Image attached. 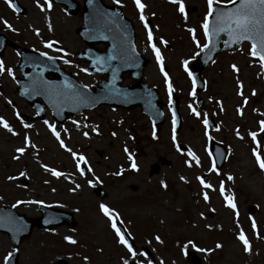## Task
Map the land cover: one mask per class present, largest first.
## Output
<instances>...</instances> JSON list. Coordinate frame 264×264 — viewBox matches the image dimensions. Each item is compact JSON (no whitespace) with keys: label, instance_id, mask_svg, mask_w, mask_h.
I'll return each instance as SVG.
<instances>
[{"label":"rangeland","instance_id":"1","mask_svg":"<svg viewBox=\"0 0 264 264\" xmlns=\"http://www.w3.org/2000/svg\"><path fill=\"white\" fill-rule=\"evenodd\" d=\"M15 1L22 14L0 0V21H6L13 29L0 23L1 31L24 48L67 59L70 62L65 67L67 72L83 85H94L97 77L81 71L84 65L73 56L84 48L75 34L81 19L70 17L57 5L51 4L49 9L44 0ZM77 1L82 5L81 0ZM103 1L108 6H121L132 21L138 51L150 61L144 82L160 91L166 121L155 135L137 109L127 112L103 107L69 119L59 131L55 130L49 113L47 124L35 122L27 124L28 128L23 123L17 124L19 131L13 130L15 136L0 127V206L18 205L17 212L30 218L38 214V204L54 206L72 213L76 223L72 230L62 227L45 238L34 231L19 248V264H31L30 259L36 257H57L53 253L62 246L69 253L87 258L89 264H124L125 260L149 263L141 255L142 246L150 250L154 264H191L185 259L186 253L200 264H264V171L253 156L255 151L264 162L260 130L264 122V69L260 62L250 55L248 45L219 54L202 74L206 90L200 94L204 102L198 108L199 95L193 92L182 62L188 60L191 64L200 51L193 44V34L188 28L194 29L200 44L204 43L201 25L207 13L206 0H181L185 6L183 15L177 10L179 5L168 0H141L146 6L143 15L152 24L153 44L161 53L162 66L180 100L183 122L175 144L186 150L176 151L164 77L148 47L140 13L133 0ZM188 8L192 11L186 14ZM161 39L166 44H161ZM45 43L59 45L65 52L52 53L51 47H44ZM0 62L5 69L11 68L13 74L18 73V57L11 49H6ZM233 65L238 71L232 70ZM0 84L6 88L0 91V118L8 124L19 111L32 114L30 107L17 99L7 71L0 74ZM190 92L194 95L190 96ZM190 104L199 116L193 115ZM207 114L215 121L214 129L204 126ZM50 128L59 133L60 141L70 151L60 147ZM250 133H255V138ZM26 135L30 146L21 155L16 149L24 147ZM209 140L221 143L226 150L219 169L211 161ZM73 154L77 159H73ZM14 156L18 159L14 160ZM80 156L84 161H78ZM78 162L86 171L85 177L77 171ZM41 164L62 175L53 177ZM155 164L158 170L153 172ZM21 172L25 175L20 176ZM201 177H205L204 183L209 188L201 185ZM162 181L166 187H161ZM95 186L105 191L103 198L96 196ZM205 194L209 197L207 202ZM226 198L236 205V213L226 207ZM29 200L40 203L17 204ZM101 204L110 209L113 219L127 226L138 247L134 256L111 233L109 225L113 219L100 211ZM240 233L250 244L248 254L237 239ZM65 237L75 240L77 245L66 246ZM217 244L222 247L217 249ZM10 251L8 238L0 233V264L3 255Z\"/></svg>","mask_w":264,"mask_h":264},{"label":"water","instance_id":"2","mask_svg":"<svg viewBox=\"0 0 264 264\" xmlns=\"http://www.w3.org/2000/svg\"><path fill=\"white\" fill-rule=\"evenodd\" d=\"M51 2L62 5L71 15H75L79 11V5L74 0H51ZM83 5L81 13L83 24L77 30V34L85 43L86 50L78 53L77 57L88 63L89 73L106 74L107 79L99 82L98 86L91 91L81 86L73 76L62 72L59 66L60 63H63L62 60L49 59L47 56L12 45L19 53L18 68L23 76L22 80H17L18 95L36 110L38 113L36 119L43 120L44 110L48 108L59 126L68 116H76L83 111L106 105L123 109L140 107L142 112L150 117L154 129L158 130L159 125L163 123L161 108L155 106V102L158 101L156 90L147 89L141 83L142 71L147 61L136 51L131 22L124 17L119 7L105 6L101 0H93L91 5L88 0H83ZM237 5L238 0L236 4H229L226 7L214 6V13L209 18V30L211 31L213 23L216 21V11H229ZM147 24L150 28V24ZM210 39V47L204 52H200L190 70L198 87L202 86L201 73L215 59L217 54L236 48L246 42L250 44L248 41L231 43L225 33ZM98 44L105 45V50L102 52L97 50L95 45ZM124 74H127V78L135 81V83L122 87L121 84L126 79ZM50 76L51 78H49ZM38 99L42 103H39ZM171 109L176 118L174 131L178 132L181 119L177 112L176 99L172 100ZM211 147L219 166L224 151L216 143H211ZM156 169L157 166L153 167V170ZM5 210L0 209V211ZM39 210L43 214L38 220H28L24 216L0 212V231L6 232L12 240L19 238L21 241L22 238L28 237L34 225L40 230H50L55 225L52 222H41L42 218L46 221L55 218H66L67 220L70 218L63 211L44 209L43 207H39ZM9 218L14 223H10ZM60 222H62L61 219ZM70 224L72 225V222ZM188 260L194 262V258L191 256L188 257Z\"/></svg>","mask_w":264,"mask_h":264},{"label":"snow or ice","instance_id":"3","mask_svg":"<svg viewBox=\"0 0 264 264\" xmlns=\"http://www.w3.org/2000/svg\"><path fill=\"white\" fill-rule=\"evenodd\" d=\"M119 0H113V3H118ZM5 3L8 5V7L10 9H12V11H16V6L10 2V0H5ZM88 3L91 5L93 3V0H88ZM133 3L138 11V13H140L139 15V20L140 22L144 25L145 30L147 32V40H148V47L151 48L152 53L155 56V60H156V64L158 66H160V72L164 77V83L166 86V89L168 91L169 94V104L171 105L172 100H171V94H172V86L169 83V77L167 75V73L165 72L163 66H162V56L160 51L158 50V48L153 44V34L151 31H148V24L145 23V16L143 15V10L146 7L141 0H133ZM168 3L170 4H178V11L181 13V15L184 14L185 11V6L184 4L181 2V0H168ZM227 3H231V4H236L237 0H227ZM44 4L48 6V8H51V4L49 3V0H44ZM206 4H207V13L204 16V22L201 25V28L204 31V39H205V43L203 44V46H201V44L196 40L195 35H194V29L192 28H188L187 31L190 34H193V44L196 45L197 48L200 49V52H204L205 49H208L210 47V43H211V37H218L221 33H225L227 34L229 41L231 43H239L240 41H248L250 42V49H249V53L252 57L258 58L261 64V68L264 69V0H238V5L236 7L231 8V10L229 11H216L215 15H216V21L213 23V26L211 28V31L209 30V18L210 16L213 15L214 13V6L217 5H221V6H225L223 5V0H206ZM37 7L40 8V5L37 4ZM41 11H43L44 9L41 8ZM0 23H3L5 28H8L9 30H13L11 28V26L6 22V21H0ZM37 34L38 31H37ZM161 44H166V41H164L163 39L160 40ZM227 43V42H226ZM44 47L48 48L51 47L50 43H45ZM212 47H214V45H212ZM40 55H45V53H40ZM198 55V54H197ZM49 59H51V57H49ZM109 59H111V57H109ZM65 63H67V61H65ZM98 63V61H97ZM189 61L188 60H184L182 62V66L183 69L185 71V73H187L189 80L192 81V86L193 89H195L196 86V81L193 79L192 73L191 71H189V67H188ZM232 70L234 72L238 71V69L236 68L235 65L232 66ZM5 71H7L8 76H12V69L8 68L5 69L4 65L2 62H0V74H3ZM81 71H85L84 69H81ZM237 87L239 88L240 86L237 85ZM117 92L119 91L118 89L116 90ZM189 95H194L193 92H190ZM189 108L192 110L193 115L199 116V114L193 109L192 105H189ZM169 111H171V108H169ZM237 112L239 114V109H237ZM175 115H173V127H175ZM45 123L47 124V121H45ZM205 127H207V119H205L203 121ZM0 127H3L5 130H7L8 132H10L13 136L16 135V133L13 131V129L2 119L0 118ZM25 128L30 127V125L24 124ZM261 128L264 129V122H261ZM50 131H52V129H49ZM52 135L54 137H56V139L58 141H60V136L59 133L56 131H52ZM86 135V134H85ZM205 135H207V133H205ZM250 135L255 138V133H250ZM153 138L155 139V135L153 136ZM175 136H173V143L175 144ZM29 137L26 135L24 137V147L21 148H17L16 152L19 154H24L25 152V148L29 147ZM31 147H35L34 145H31ZM60 147L62 149H64L65 151H70L65 144L60 141ZM177 151H179V149H177ZM189 156H191V152L188 153ZM253 156L256 158V162L258 164V166L260 167V169L262 171H264V162L261 161V157L259 155H257V153L254 151L253 152ZM13 159H18L17 156H14ZM73 159H77V157L75 156V154H73ZM129 159L131 160V157H129ZM78 161H84V157L80 156L78 158ZM41 167L44 168L46 171L50 172L51 175L53 177L59 178L62 173H60L59 171L53 170L48 168L46 165L41 164ZM80 170V164L79 162L77 163V171ZM132 170L135 171L136 170V165L133 164L132 165ZM89 171H91V169H89ZM213 171H215V169H213ZM120 173H117V175H119ZM25 173L21 172L20 176H24ZM81 175L83 176L84 173L81 172ZM9 179H14V177H9ZM199 179V178H198ZM229 179H232V177H229ZM98 182V181H97ZM201 185L204 188H209L210 185L204 183L203 180L200 181ZM78 187V186H77ZM161 187H166V185L164 184V182H161ZM223 194V193H222ZM209 199V197L205 194L204 195V200L205 202H207ZM227 199V203H226V207H228L229 209L232 210L233 213H236L237 209H236V205L231 201L230 198H226ZM19 203H28V204H32V203H40L38 201H17V204ZM13 207H16V205H13ZM100 211L106 216L108 217L109 220L113 219V214L110 213V209L107 208L104 204H101L100 206ZM117 219H119V217H117ZM9 222L10 223H14V221L11 220V218H9ZM45 223H48V221H45ZM253 227V231H256V225L255 223H253L252 225ZM112 228L113 231L116 233V236L119 238L118 239V243L121 244L124 248L127 249V251L132 254L133 256L135 255V253L133 252L132 247L129 246V244L127 243V241L125 240V238L121 235V232L116 228L115 223L112 224ZM157 242H160L159 237H156ZM237 239L242 243L243 245V251L245 254L250 253L251 251V247L250 244L248 242V240L246 239L245 235L243 233H240L237 236ZM65 240L67 243L69 244H76V241L69 238V237H65ZM222 245L217 244L216 248L219 249L221 248ZM199 250V249H198ZM15 251V250H14ZM13 255V253H8L6 256H4V261L7 262L10 257ZM142 255V253H141ZM87 258H85L86 260ZM124 264H128V261L125 260Z\"/></svg>","mask_w":264,"mask_h":264},{"label":"flooded vegetation","instance_id":"4","mask_svg":"<svg viewBox=\"0 0 264 264\" xmlns=\"http://www.w3.org/2000/svg\"><path fill=\"white\" fill-rule=\"evenodd\" d=\"M0 32L1 29H0ZM3 90L6 89L4 87V85L0 86V90ZM3 93V92H2ZM1 100V98H0ZM3 106H6L5 103H3ZM58 229V228H57ZM55 229L53 232H49V233H45V232H36V235L38 237H41V238H45V237H49V236H52L53 233L57 230ZM42 241V240H41ZM66 245V244H65ZM67 246V245H66ZM56 254L57 257H36V258H31L30 259V262L31 264H88L87 261H84L83 258H81L78 254H76V252H71L69 253L67 249H64L63 246L62 248H60L59 250H56L53 255ZM62 255H64L65 257H67L65 259V257H61ZM28 261V260H27ZM82 262V263H77V262ZM18 264H19V257H18Z\"/></svg>","mask_w":264,"mask_h":264}]
</instances>
